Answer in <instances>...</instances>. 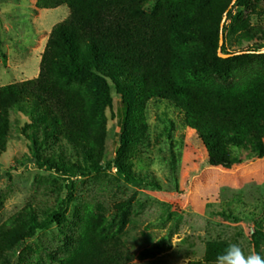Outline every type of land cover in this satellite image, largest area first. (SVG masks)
I'll return each mask as SVG.
<instances>
[{
  "label": "trees",
  "instance_id": "1",
  "mask_svg": "<svg viewBox=\"0 0 264 264\" xmlns=\"http://www.w3.org/2000/svg\"><path fill=\"white\" fill-rule=\"evenodd\" d=\"M40 2L46 10L67 6L70 15L53 28L39 76L0 88V151L7 145L9 115L16 112L33 123L34 131L27 137L41 168L69 178L116 169L128 183H144L149 173L136 169L124 150L136 149L145 142V104L154 100L170 103L182 115V126L193 140H198L210 167L231 169L244 165L234 154L249 143L263 151L249 162L264 159L263 138L258 142L253 139L264 134V73L230 88H193L199 79L196 72L207 66L209 58L214 72L222 76L224 67L263 50L256 44L247 51L235 52L231 59L219 57L221 24L232 4L222 6L218 0H163L153 6L150 0ZM234 14L235 6L228 21L234 19ZM226 33L225 26L224 38ZM222 53L228 55L224 48ZM81 78L90 80L93 99L79 85ZM112 84L124 97L117 113L121 146L116 159L101 165L96 161V152L107 138L104 111L112 107ZM52 141L59 143L58 149L49 147ZM64 142L77 159L68 157ZM150 184L156 186L155 182ZM70 201L71 197L59 209L43 210L41 214L34 208L25 209L22 218L1 226V261L7 262L18 245L38 232L53 225L64 226ZM251 236L260 254L261 237ZM228 247L211 242L203 261L188 264H216L217 256ZM146 256L143 252L136 257L105 215L88 214L76 251L60 264H131Z\"/></svg>",
  "mask_w": 264,
  "mask_h": 264
},
{
  "label": "rangeland",
  "instance_id": "2",
  "mask_svg": "<svg viewBox=\"0 0 264 264\" xmlns=\"http://www.w3.org/2000/svg\"><path fill=\"white\" fill-rule=\"evenodd\" d=\"M40 1L0 0V88L39 76L53 28L70 15L67 6L46 10ZM162 1L150 0V6ZM218 2L229 6L234 0ZM226 29V54L247 51L256 44L264 52V0L236 3L234 19L227 21ZM250 35H254V41ZM262 52L224 67L222 76L214 72L209 58L207 66L196 72L199 79L193 88H230L263 74ZM78 83L93 99L90 80L81 78ZM112 99V107L104 111L107 138L96 152L101 165L116 159L121 146L117 113L124 97L113 84ZM144 113L148 125L145 142L136 149L124 150L136 169L149 173L147 182L138 184L125 181L116 169L69 178L41 168L27 137L34 131L32 121L10 113L7 145L0 151V227L13 218H22L25 209L34 208L41 214L43 210L59 209L70 197L71 201L64 226L53 225L38 232L18 245L7 262L0 259V264H60L76 251L88 214L105 215L136 257L146 252L144 260L136 259L131 264L203 261L211 242L238 244L246 257L264 258V159L249 162L263 151L249 143L234 154L244 165L212 168L198 140H193L182 126V115L170 103L148 101ZM261 138L264 140V134L253 136L257 142ZM63 145L68 157L76 158L72 148H67L66 142ZM58 146V142L49 144L53 149ZM252 234L261 237L260 254Z\"/></svg>",
  "mask_w": 264,
  "mask_h": 264
},
{
  "label": "clouds",
  "instance_id": "3",
  "mask_svg": "<svg viewBox=\"0 0 264 264\" xmlns=\"http://www.w3.org/2000/svg\"><path fill=\"white\" fill-rule=\"evenodd\" d=\"M216 264H264L259 255L245 256L238 244H231L222 255L217 256Z\"/></svg>",
  "mask_w": 264,
  "mask_h": 264
},
{
  "label": "water",
  "instance_id": "4",
  "mask_svg": "<svg viewBox=\"0 0 264 264\" xmlns=\"http://www.w3.org/2000/svg\"><path fill=\"white\" fill-rule=\"evenodd\" d=\"M238 0H234L229 10L225 13L222 24H221V40H220V47H219V57L222 59H230L233 58L235 55H225L222 53L223 46H224V28L226 26V23L228 21V14L231 11V9L235 6ZM264 53V52H262ZM243 53H240V55Z\"/></svg>",
  "mask_w": 264,
  "mask_h": 264
}]
</instances>
